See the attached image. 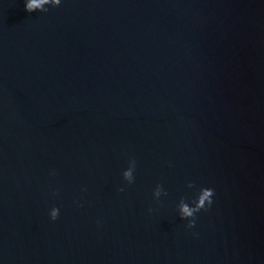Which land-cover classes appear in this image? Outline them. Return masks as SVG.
Listing matches in <instances>:
<instances>
[{"label":"water","instance_id":"1","mask_svg":"<svg viewBox=\"0 0 264 264\" xmlns=\"http://www.w3.org/2000/svg\"><path fill=\"white\" fill-rule=\"evenodd\" d=\"M25 3L0 0V264H264V0Z\"/></svg>","mask_w":264,"mask_h":264},{"label":"clouds","instance_id":"2","mask_svg":"<svg viewBox=\"0 0 264 264\" xmlns=\"http://www.w3.org/2000/svg\"><path fill=\"white\" fill-rule=\"evenodd\" d=\"M61 3V0H26L25 3V10L28 13H32L34 11H42L47 12L48 8L45 7L46 5L51 7H57ZM136 168V161L135 159H130L129 166L127 170L123 172V179L128 182V184H132L134 182V171ZM189 188L195 187L194 184L189 183ZM120 192L124 191V188L118 189ZM166 196L167 192L164 190L163 186L157 184L153 196L158 200L161 196ZM214 196V190L211 188H202L200 189L198 196L195 200L192 201L193 206H189L188 203L185 202L184 198H181L179 203V214L181 219H187L188 228H192L195 226L196 220L195 216L196 213L204 210L207 211L208 208L211 207L213 200L212 197ZM59 216V209L52 208L50 212L51 220L55 221Z\"/></svg>","mask_w":264,"mask_h":264}]
</instances>
